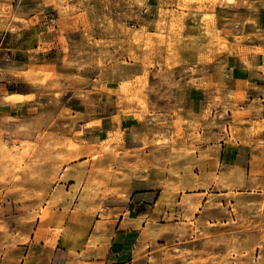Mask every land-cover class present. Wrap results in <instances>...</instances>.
<instances>
[{"label":"rangeland","instance_id":"rangeland-1","mask_svg":"<svg viewBox=\"0 0 264 264\" xmlns=\"http://www.w3.org/2000/svg\"><path fill=\"white\" fill-rule=\"evenodd\" d=\"M13 1L0 2V28L10 34L0 67L11 68L12 54L20 59V82L10 81L0 95L36 109L24 117L0 114V232L24 233L45 205L55 206L60 173L73 159L90 155L82 183L92 199L116 191L123 135L116 131L112 147L84 141L103 117L118 123L136 116L144 129L135 153L150 151L170 176L159 185L186 194L205 187L204 132L212 143L236 142L237 120L250 125L249 112L231 110L235 98L225 96L231 85L223 72L231 58L249 59L251 45L264 40V0H59L58 12L42 13L29 32L22 30L32 23L15 15ZM208 93L211 111L178 106V95L186 103L191 94L202 101ZM255 130L253 124L246 133ZM210 180L220 183L215 175ZM223 188L227 193L212 191L205 207L204 196H183L179 240L164 242L152 264H264V188L238 192L229 179Z\"/></svg>","mask_w":264,"mask_h":264},{"label":"crops","instance_id":"crops-1","mask_svg":"<svg viewBox=\"0 0 264 264\" xmlns=\"http://www.w3.org/2000/svg\"><path fill=\"white\" fill-rule=\"evenodd\" d=\"M58 1L14 0L15 15L32 23L22 32H29L37 26L34 21L42 13L51 12L52 9L58 12ZM68 2L77 6L79 0ZM260 23L264 29V20ZM47 24L48 21L44 26ZM9 35L8 30L0 28V47ZM251 46L254 51L249 59L236 55L229 60L223 72L224 81L231 85V90H226L225 96L235 98L231 110L249 112L251 116L245 122L250 125H245L244 119L237 120V127L241 131L236 142L212 143V138L204 132L203 149L205 152L209 150L203 160L205 187L190 189L188 194L186 191L168 193L159 185V181L170 176L159 171V165L153 163L154 157L149 158L151 152L135 153V150L143 147L138 142L144 129L143 123L136 116H124L118 123L111 117H103L96 131H86L84 141L91 140L94 147L108 140L110 133L121 130L125 145L121 148L122 155L116 166L121 173L120 182L115 183L116 191L109 195L98 191L97 197L92 199L94 193L89 192L82 183L89 176L90 155L73 159L60 173L53 194L55 199L52 198L56 205L50 209L45 205V212L40 213L34 225L24 233L7 235L0 232V264H152L151 259L162 257L158 248L163 247L164 242L179 240L178 215L184 195L204 196L202 207H205L212 191H217L216 196L227 193L223 187L228 179L235 183L238 192L263 189L264 40ZM256 50L262 52L256 53ZM10 58V69L6 64L0 67L1 92L10 81L20 82L15 72H18L21 61L15 59L13 54ZM8 70H12V75L4 73ZM73 75L77 73L73 72ZM208 94L203 96L202 101H197V97L191 94L186 103L181 102L178 95V106L182 105L190 111L198 103L204 113L211 111L212 95ZM17 95L29 97V93L19 92ZM2 100L3 96L0 95L1 115L24 117L32 115L36 109L27 100L7 103ZM219 108L221 113L224 107L220 104ZM253 124L255 132L247 134L246 129ZM114 145L116 143L111 147ZM213 147L220 149L218 154L212 155L210 150ZM199 173L196 175L199 176ZM212 175L220 179L218 186L211 182Z\"/></svg>","mask_w":264,"mask_h":264},{"label":"bare ground","instance_id":"bare-ground-1","mask_svg":"<svg viewBox=\"0 0 264 264\" xmlns=\"http://www.w3.org/2000/svg\"><path fill=\"white\" fill-rule=\"evenodd\" d=\"M121 131V130H120ZM118 133L119 132H115V133H110L109 134V138L107 141H105V144H108V145H112L116 139H118ZM122 140V139H121Z\"/></svg>","mask_w":264,"mask_h":264}]
</instances>
